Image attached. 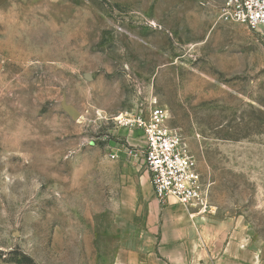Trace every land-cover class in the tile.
I'll return each instance as SVG.
<instances>
[{
  "label": "rangeland",
  "instance_id": "rangeland-1",
  "mask_svg": "<svg viewBox=\"0 0 264 264\" xmlns=\"http://www.w3.org/2000/svg\"><path fill=\"white\" fill-rule=\"evenodd\" d=\"M223 1L0 0V264H114L124 187L149 177L142 135L113 118L151 101L208 221L264 264V35L216 21Z\"/></svg>",
  "mask_w": 264,
  "mask_h": 264
},
{
  "label": "crops",
  "instance_id": "crops-1",
  "mask_svg": "<svg viewBox=\"0 0 264 264\" xmlns=\"http://www.w3.org/2000/svg\"><path fill=\"white\" fill-rule=\"evenodd\" d=\"M122 196L128 228L114 264H260L241 230L216 228L211 213L191 218L172 199L161 204L149 181L130 182Z\"/></svg>",
  "mask_w": 264,
  "mask_h": 264
},
{
  "label": "built area",
  "instance_id": "built-area-1",
  "mask_svg": "<svg viewBox=\"0 0 264 264\" xmlns=\"http://www.w3.org/2000/svg\"><path fill=\"white\" fill-rule=\"evenodd\" d=\"M216 21L240 23L264 35V0H224ZM167 119L168 110L156 101L144 110L122 112L113 118L119 127L142 135L144 143L130 154L141 155L155 198L161 204L172 199L186 208L191 218L208 214L212 208L208 186L202 182L181 134L167 125Z\"/></svg>",
  "mask_w": 264,
  "mask_h": 264
},
{
  "label": "water",
  "instance_id": "water-1",
  "mask_svg": "<svg viewBox=\"0 0 264 264\" xmlns=\"http://www.w3.org/2000/svg\"><path fill=\"white\" fill-rule=\"evenodd\" d=\"M62 107L68 113V115L71 116V118L74 121L79 120V118L81 117L80 112L75 107H73L72 105H69L66 102H63Z\"/></svg>",
  "mask_w": 264,
  "mask_h": 264
}]
</instances>
